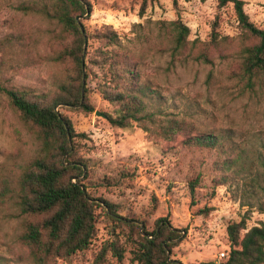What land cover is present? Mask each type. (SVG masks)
Returning a JSON list of instances; mask_svg holds the SVG:
<instances>
[{
  "label": "rangeland",
  "instance_id": "rangeland-1",
  "mask_svg": "<svg viewBox=\"0 0 264 264\" xmlns=\"http://www.w3.org/2000/svg\"><path fill=\"white\" fill-rule=\"evenodd\" d=\"M85 1L86 96L93 110L56 107L79 134L75 143L88 167L83 185L92 198L111 202L118 215L146 223L149 231L159 218L180 229L184 237L168 253L171 259L220 263L216 255L230 248V222L244 218L252 226L264 221V96L240 78V29L233 5L218 7L216 0ZM32 2L0 0V84L46 102L74 74L72 62L58 58L72 37L55 19L33 12ZM244 2L250 20L264 28V0ZM177 18L189 34L185 46L174 51L168 23ZM214 20L219 37L229 38L218 45L210 40ZM97 50L134 64L141 79L165 96V111L186 117L191 130L218 135L217 147L184 144L189 130L156 142L138 126H112L106 113L115 105L96 85L106 77L90 62ZM201 50L208 61L197 57ZM39 151L35 127L23 121L0 90V264H34L19 238L24 219L16 202L19 178ZM194 179L191 195L187 184ZM112 226L100 215L88 249L49 264H90L111 240L119 241L123 258L117 261L108 251L103 264H137L132 245Z\"/></svg>",
  "mask_w": 264,
  "mask_h": 264
},
{
  "label": "trees",
  "instance_id": "trees-1",
  "mask_svg": "<svg viewBox=\"0 0 264 264\" xmlns=\"http://www.w3.org/2000/svg\"><path fill=\"white\" fill-rule=\"evenodd\" d=\"M216 2L218 7L229 3L233 5L240 29V78L245 79V86L249 90H259L264 96V28L250 20L244 10V0ZM31 7L33 12L55 19L69 32L72 38L59 52L58 58L70 60L74 66V74L67 76L51 100L46 102L31 98L25 90L5 88L0 84V90L23 121L35 127L40 145L39 154L19 178L16 202L24 219L19 238L29 247L31 261L34 264H49L51 260L69 259L85 251L97 233L99 216L105 215L114 223L113 230L126 236L132 245V260L137 264H183L168 256L172 247L184 237L180 229L173 227L166 219L159 218L153 230L149 231L146 223L141 225L135 219L118 215L116 206L111 202L92 198L82 183L88 175V167L78 154L75 138L79 134L75 133L71 119L56 107L85 112L93 110L86 96L88 60L85 45L88 34L81 22L82 15L89 8L86 1L33 0ZM168 24L171 27L168 44L174 51L183 48L187 43L188 27L178 18ZM217 29L218 20H214L210 40L216 45L229 39L220 38ZM97 52L99 55L90 62L101 68L107 78L96 85L103 98L115 105L112 113H106V119L112 126H138L156 142L170 141L179 132L189 130L190 134L184 137V144L209 150L217 147L220 142L218 135L191 130V123L186 117L166 112L165 96L141 79L134 64L116 53L108 55L104 51ZM197 57L208 61L204 50ZM225 165L229 166L228 163ZM196 185L197 179L188 182L191 195ZM246 227L244 218L227 225L230 248L225 264H264V221L244 231ZM108 251H112L117 261L123 258L119 241L111 240L99 247L90 264H103Z\"/></svg>",
  "mask_w": 264,
  "mask_h": 264
},
{
  "label": "built area",
  "instance_id": "built-area-1",
  "mask_svg": "<svg viewBox=\"0 0 264 264\" xmlns=\"http://www.w3.org/2000/svg\"><path fill=\"white\" fill-rule=\"evenodd\" d=\"M250 226L247 225L246 229L244 231L247 230V228H249ZM230 246V243L229 245ZM228 252H229V247L225 250H222L220 251L217 255H216V258L220 261V263L218 264H225V261L227 260L228 258Z\"/></svg>",
  "mask_w": 264,
  "mask_h": 264
},
{
  "label": "water",
  "instance_id": "water-1",
  "mask_svg": "<svg viewBox=\"0 0 264 264\" xmlns=\"http://www.w3.org/2000/svg\"><path fill=\"white\" fill-rule=\"evenodd\" d=\"M80 28H81V30H82V27H81V25H80ZM141 225H143V224H141Z\"/></svg>",
  "mask_w": 264,
  "mask_h": 264
}]
</instances>
